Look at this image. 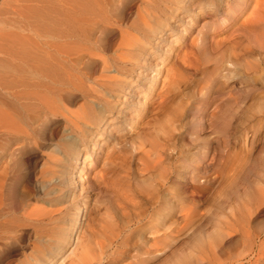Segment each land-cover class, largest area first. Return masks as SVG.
I'll use <instances>...</instances> for the list:
<instances>
[{
    "label": "rangeland",
    "instance_id": "obj_1",
    "mask_svg": "<svg viewBox=\"0 0 264 264\" xmlns=\"http://www.w3.org/2000/svg\"><path fill=\"white\" fill-rule=\"evenodd\" d=\"M225 1L116 0L121 21L108 23L83 0H0V77L12 78H0V93L42 117L55 94L99 112L83 135L101 129L103 141L80 163L76 189L88 206L94 264H264V56L244 59L240 26L256 0L223 41L215 22ZM129 40L138 48L124 55ZM65 49L79 50L78 60ZM214 53L231 58L237 73L227 78ZM230 89L236 101L215 119L213 101ZM50 117L47 149L33 153L29 182L56 200L64 195L54 188L66 177V143L76 135L73 123ZM43 165L49 172L38 180ZM68 210L40 230L52 247ZM23 260L13 254L3 264Z\"/></svg>",
    "mask_w": 264,
    "mask_h": 264
},
{
    "label": "bare ground",
    "instance_id": "obj_2",
    "mask_svg": "<svg viewBox=\"0 0 264 264\" xmlns=\"http://www.w3.org/2000/svg\"><path fill=\"white\" fill-rule=\"evenodd\" d=\"M83 1V9H96L97 13L95 17L99 21H104L106 19L108 23H119V21H121L120 13L113 11L112 3L116 0ZM181 1L182 0H174L175 3L184 6L186 0H183V3H181ZM252 1L253 0H227L223 3L226 9L221 14L220 21L215 22V25H218V28H221V31L225 32V36L222 38L223 41L229 40L230 29L235 26L238 19H241V14L250 9ZM251 12V15L242 21L240 26L244 30L247 38V44L242 50L243 57L244 59L254 60L257 59L258 56H264V0H256L255 6ZM229 27L230 29L227 30ZM152 31H156V28H153ZM87 32L85 30L82 32L84 33V42H89L90 39ZM155 35L154 32L151 36L153 38L149 40L150 43L155 44ZM245 40L242 41L241 44L246 43ZM217 41L219 40H216V46L221 42ZM137 42L129 40L127 46H125L126 48L123 50V54H132L131 48L135 47V43ZM85 44L83 46H85ZM92 45L94 44L92 43ZM143 45L144 47L146 46L145 43ZM83 46H80L81 50ZM136 47L138 48V46ZM65 50L63 51L65 52ZM70 50L74 51L72 48ZM71 51L70 53H72ZM60 52L61 51H59V53ZM64 52L61 54H65ZM77 52H79V50L70 54L68 50L67 58L69 61L71 60V62H73L75 60L76 62L78 60L79 57H76ZM216 53H219V51ZM217 55H214L216 56V60L214 61L217 64L221 60H224V63L222 62L224 66H222L226 72V77L229 78L234 76L237 73V68L232 59L229 57L224 59V57L220 55L219 57ZM129 58L135 61L138 60V58L135 57ZM219 58L220 61H218ZM3 74L2 76L6 77V75ZM2 76L0 78H2ZM6 78H8V76ZM11 79L12 78L9 80ZM9 86L10 85H8V87ZM3 94L4 92H2V94L0 93V264H3L5 259L13 254H20V256L24 258L21 264H94L93 261L96 256H93L91 241L89 240L92 235L90 233L91 227H89V225L84 226L85 209L88 206H85L86 204H83L79 199V195H76V189L78 187V179L79 181L83 180L85 175V171L80 167V163H85L96 146L100 145L103 141L101 140V134H99L101 129L96 132H90V137L85 138L83 135L85 130L83 128L84 126L86 127L87 125L92 128L94 124L99 122V112L93 108H86L84 105L75 109L73 103L65 99L66 95L55 94L54 97H50L48 100L46 99L47 105L45 111H48L50 115L42 117L44 112L40 113L37 110L36 112L33 110H31V112H23L25 108L22 107L23 110H21L20 108L14 107V105H12L13 102L10 101L9 103L7 100L8 97L6 96V99ZM234 101H236V93H233L231 89L220 98L215 99L213 101L212 117L216 119V117L225 112ZM50 116H62L68 122L73 123L72 127L74 135H76V137L68 140L66 143V148H68L67 151L69 153V160L67 161L68 168L65 173L66 177L64 180H60L58 185L54 188V190L56 189L58 190L57 192H62L64 195L60 198H56V200H51L50 197L52 196L49 197L50 199H47V196H45L46 198L42 197L43 195L40 196L29 182L30 178L37 174V171L35 172L33 167L34 164L31 165L33 162V153L35 151L45 153L47 149V135L51 131L50 124L52 121ZM92 129H94V127ZM102 132L103 135L104 131ZM60 141L62 140L60 139ZM13 145H17L19 148H14V150H12ZM55 156L56 155H53L51 158L56 159ZM83 157L84 161L81 160ZM30 166H32V169ZM46 166L43 165L38 170V180L44 175ZM64 190L65 192H63ZM49 195L52 194L49 193ZM69 200H72L71 205L67 209H61L60 206L67 202L69 203ZM67 210L71 213V219H68V222H64L66 226L64 225L63 229L60 230L61 232L57 235V238L53 240L55 242L54 247H52V238L40 230L43 229L48 222L52 221L53 215L57 213L62 214ZM59 228L57 229L59 230ZM30 230L33 232H31L33 235H30ZM108 232H110V230ZM112 233L114 234V232Z\"/></svg>",
    "mask_w": 264,
    "mask_h": 264
}]
</instances>
